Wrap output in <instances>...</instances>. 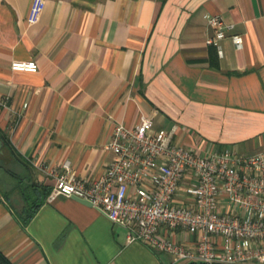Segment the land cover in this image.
<instances>
[{
	"label": "crops",
	"instance_id": "1",
	"mask_svg": "<svg viewBox=\"0 0 264 264\" xmlns=\"http://www.w3.org/2000/svg\"><path fill=\"white\" fill-rule=\"evenodd\" d=\"M30 2L0 0V131L10 143L0 148L9 151L1 253L12 264H171L92 205L49 198L55 178L37 165L61 173L66 162L77 178L95 179L113 122L132 127L142 114L177 143L209 150L261 137L264 0H45L34 24ZM207 14L234 24L219 49L206 43ZM15 59L38 69L12 70Z\"/></svg>",
	"mask_w": 264,
	"mask_h": 264
},
{
	"label": "built area",
	"instance_id": "2",
	"mask_svg": "<svg viewBox=\"0 0 264 264\" xmlns=\"http://www.w3.org/2000/svg\"><path fill=\"white\" fill-rule=\"evenodd\" d=\"M44 6L45 0H31L29 24L38 21ZM205 18L213 30L206 43L219 49L234 24L220 15ZM10 68L34 72L38 64L15 59ZM1 107H6L2 97ZM16 116L11 132L21 113ZM262 142L249 152L184 145L173 131L155 130L153 116L142 114L132 127L113 122L104 145L110 156L95 179L77 178L66 162L61 173L32 164L55 178L49 198L88 201L126 227L129 241L141 239L172 255L171 264H264V135Z\"/></svg>",
	"mask_w": 264,
	"mask_h": 264
},
{
	"label": "rangeland",
	"instance_id": "3",
	"mask_svg": "<svg viewBox=\"0 0 264 264\" xmlns=\"http://www.w3.org/2000/svg\"><path fill=\"white\" fill-rule=\"evenodd\" d=\"M263 135H264V133H262L261 137H255L252 140L249 139V140L237 141V142H234V143H230L229 145L234 147L238 152H249V151L254 150L259 145L260 141H263ZM7 149L4 148L2 150V152H0V170H2L1 168H3L4 166L7 165V163H6V153L9 152ZM7 159H10V156H7ZM22 185H23V188H24L23 191L25 190L24 193H23L24 198L28 197V196H26V194L31 195L32 191H31L30 187H27L24 184H22ZM23 203L27 204L26 198L23 199Z\"/></svg>",
	"mask_w": 264,
	"mask_h": 264
},
{
	"label": "trees",
	"instance_id": "4",
	"mask_svg": "<svg viewBox=\"0 0 264 264\" xmlns=\"http://www.w3.org/2000/svg\"><path fill=\"white\" fill-rule=\"evenodd\" d=\"M0 138L3 142V146H6L7 148H10V143H9V140L7 139L6 135L3 134L1 131H0ZM39 203H35L31 206H29V211H27L26 213H23L22 215V218H23V221H27L31 216L32 214L34 213L36 207L38 206ZM0 264H12L0 251ZM183 264H205L203 262H197V261H190V262H184Z\"/></svg>",
	"mask_w": 264,
	"mask_h": 264
},
{
	"label": "water",
	"instance_id": "5",
	"mask_svg": "<svg viewBox=\"0 0 264 264\" xmlns=\"http://www.w3.org/2000/svg\"><path fill=\"white\" fill-rule=\"evenodd\" d=\"M2 146H3V142H2V140H1V138H0V148H1ZM29 172H30L31 177L33 178L32 170L29 169ZM78 200H80V201H82V202H84V203H86V204L91 205V204H90L88 201H86V200H83V199H78Z\"/></svg>",
	"mask_w": 264,
	"mask_h": 264
}]
</instances>
